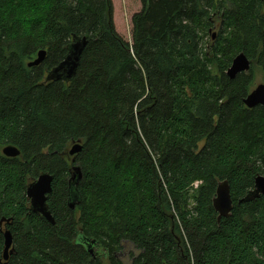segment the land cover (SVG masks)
I'll list each match as a JSON object with an SVG mask.
<instances>
[{"label":"trees","instance_id":"trees-1","mask_svg":"<svg viewBox=\"0 0 264 264\" xmlns=\"http://www.w3.org/2000/svg\"><path fill=\"white\" fill-rule=\"evenodd\" d=\"M139 1L127 42L111 0H0V264H264V194L244 201L264 177V107L244 104L256 71L264 85V0ZM76 39L74 76L47 81ZM44 173L54 224L27 198Z\"/></svg>","mask_w":264,"mask_h":264},{"label":"water","instance_id":"water-1","mask_svg":"<svg viewBox=\"0 0 264 264\" xmlns=\"http://www.w3.org/2000/svg\"><path fill=\"white\" fill-rule=\"evenodd\" d=\"M86 46L85 39H76L73 44L68 47V55L65 60L60 63L56 68H54L47 76V81H66L68 82L75 74L76 69L79 64L81 54L84 47ZM46 56L45 51H40L37 54V58L28 64L29 67H34L40 65ZM250 62L244 54H239L233 59L231 67L227 71V76L234 78L239 73H244L249 71ZM244 104L248 108H253L255 106L264 107V85H258L244 100ZM81 150L79 144L74 145L69 154L71 156L77 154ZM3 154L6 157L14 158L17 157L20 152L18 149L12 146H7L3 149ZM81 178V173L78 168L74 169V173L70 180V199L69 207L73 210L76 205L79 203L80 198L79 194L76 191V188L73 189V186H76L78 181ZM52 181L53 178L50 174L44 173L41 174L34 182H32L27 188V198L30 202L31 211L41 215L48 222L54 224V219L49 211L47 200L48 196L52 193ZM264 194V177L258 176L255 179L254 190L249 193V195L244 199V201H249L251 199L257 198L260 195ZM213 208L218 214V221L220 218L229 217L232 210V199L230 195V189L227 181L218 183L216 195L212 201ZM5 238V250H4V259H8V255L11 254L12 246V237L11 234L6 231L4 233ZM92 243H95L92 241ZM87 249L91 255H93V246L91 244L87 245Z\"/></svg>","mask_w":264,"mask_h":264},{"label":"rangeland","instance_id":"rangeland-1","mask_svg":"<svg viewBox=\"0 0 264 264\" xmlns=\"http://www.w3.org/2000/svg\"><path fill=\"white\" fill-rule=\"evenodd\" d=\"M113 6V24L116 32L127 42L132 40V18L141 11L139 0H111ZM211 34L216 35L215 31ZM255 84L262 83L261 74L256 71Z\"/></svg>","mask_w":264,"mask_h":264},{"label":"clouds","instance_id":"clouds-1","mask_svg":"<svg viewBox=\"0 0 264 264\" xmlns=\"http://www.w3.org/2000/svg\"><path fill=\"white\" fill-rule=\"evenodd\" d=\"M28 22H29L28 18H24L22 20V23H24L25 26H27Z\"/></svg>","mask_w":264,"mask_h":264}]
</instances>
